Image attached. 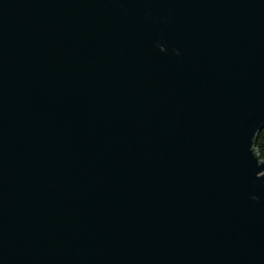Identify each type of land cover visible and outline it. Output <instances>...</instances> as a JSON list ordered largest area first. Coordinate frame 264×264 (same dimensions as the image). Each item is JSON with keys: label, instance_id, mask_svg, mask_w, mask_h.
<instances>
[{"label": "water", "instance_id": "95a60500", "mask_svg": "<svg viewBox=\"0 0 264 264\" xmlns=\"http://www.w3.org/2000/svg\"><path fill=\"white\" fill-rule=\"evenodd\" d=\"M264 0H0V264H264Z\"/></svg>", "mask_w": 264, "mask_h": 264}, {"label": "trees", "instance_id": "16d2710c", "mask_svg": "<svg viewBox=\"0 0 264 264\" xmlns=\"http://www.w3.org/2000/svg\"><path fill=\"white\" fill-rule=\"evenodd\" d=\"M253 150L260 159H264V129L257 134L253 142Z\"/></svg>", "mask_w": 264, "mask_h": 264}]
</instances>
